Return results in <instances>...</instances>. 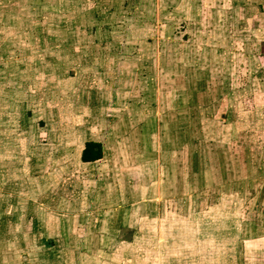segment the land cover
<instances>
[{
	"label": "rangeland",
	"instance_id": "374dc122",
	"mask_svg": "<svg viewBox=\"0 0 264 264\" xmlns=\"http://www.w3.org/2000/svg\"><path fill=\"white\" fill-rule=\"evenodd\" d=\"M0 259L264 264V0H0Z\"/></svg>",
	"mask_w": 264,
	"mask_h": 264
},
{
	"label": "trees",
	"instance_id": "16d2710c",
	"mask_svg": "<svg viewBox=\"0 0 264 264\" xmlns=\"http://www.w3.org/2000/svg\"><path fill=\"white\" fill-rule=\"evenodd\" d=\"M103 145L98 141H87L82 151L81 160L84 163H93L101 160L104 156Z\"/></svg>",
	"mask_w": 264,
	"mask_h": 264
},
{
	"label": "crops",
	"instance_id": "0c3cea01",
	"mask_svg": "<svg viewBox=\"0 0 264 264\" xmlns=\"http://www.w3.org/2000/svg\"><path fill=\"white\" fill-rule=\"evenodd\" d=\"M90 141H91V140H90ZM94 141H95V140H94ZM98 142H100V141H98ZM81 155H82V154H81ZM14 232H15V231H14ZM17 232H18V231H16V233H17ZM2 262H3V260L0 259V264H1Z\"/></svg>",
	"mask_w": 264,
	"mask_h": 264
}]
</instances>
